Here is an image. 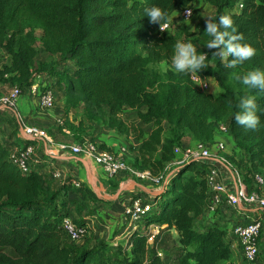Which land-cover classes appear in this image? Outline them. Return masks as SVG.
<instances>
[{
    "label": "trees",
    "instance_id": "1",
    "mask_svg": "<svg viewBox=\"0 0 264 264\" xmlns=\"http://www.w3.org/2000/svg\"><path fill=\"white\" fill-rule=\"evenodd\" d=\"M194 1L0 0V47L9 58L0 66V82L25 90L36 75L52 77L64 94L66 110L77 112L82 107L90 121L106 124L119 134L132 133L142 141L132 166L148 171L161 190L150 201L144 229L132 235V264H166L169 241L175 252L170 264H226L232 259V239L224 226L214 222L197 228L198 220L208 213L210 163L173 164L174 149L184 147L186 138L189 145H210L217 124H225L233 143L226 159L240 171L247 189L254 188L253 174L264 176V92L238 79L264 70V0H205L213 9L208 18L218 22L219 16L231 14L238 33L244 34L243 42L256 50L250 60L229 69L207 48L211 37L205 23L188 40L198 54L208 55L209 67L197 74L213 78L221 93L203 92L192 84L190 75L175 69L160 76L150 70L152 65L171 64L181 36L161 33L144 10L158 6L171 17ZM239 5L242 8L234 10ZM38 42L44 54L41 60ZM246 96L255 97L261 118L254 131L234 119L241 111L240 99ZM125 108L136 112L148 132L120 119ZM86 135L81 141L89 137L98 144ZM11 150L0 137V264H92L95 259L96 264L109 263L104 250L71 245L61 226L62 219L71 216L66 193L35 170L19 171L10 159ZM85 190L98 200L88 185ZM150 224L160 227L152 246L146 232ZM162 232H166L164 239Z\"/></svg>",
    "mask_w": 264,
    "mask_h": 264
},
{
    "label": "crops",
    "instance_id": "2",
    "mask_svg": "<svg viewBox=\"0 0 264 264\" xmlns=\"http://www.w3.org/2000/svg\"><path fill=\"white\" fill-rule=\"evenodd\" d=\"M175 13L171 17H174ZM212 51L214 52V49ZM35 80L40 86H50L54 89L56 92V107L52 110L41 108L38 103V98L30 94L28 90H25L23 97L19 100L18 108L14 110L0 108L1 141L10 150L13 148L21 149L27 145L34 146L35 153L42 159L44 164L42 167H35L34 170L41 173L47 180H50L56 190L66 193V200L71 209L70 218L74 220L73 217L76 215V221H74L79 225L86 224L88 229L92 230L93 238L97 237V223L100 220L104 221L106 225L104 227L106 228L105 233L109 235V237L104 239L105 242L111 246V243L115 241H122L119 244L121 245L123 243L125 247L127 242L122 236L127 228V218L123 214L124 206L136 195H141L146 201L152 200L155 196L148 194L146 190L155 194L159 193V190L155 191L156 189L151 183L143 182L141 184L142 187L131 186L119 193L125 184L131 183L124 175L114 179H107L98 166L68 151L60 150L59 145L62 143L74 145L81 141V138L87 134L93 137L104 148L123 155L127 162L132 165L140 155L139 149L142 141L137 139L132 133L119 134L106 124L90 121L83 116L82 107L77 112L74 110H66L64 107V94L54 78L45 75H36ZM206 80L212 92L208 94L216 95L221 93L219 85L213 78L207 77ZM11 87L12 85L10 83H5L0 86V96L7 93ZM60 114L64 116L65 121V126L62 129L56 127V119ZM119 117L124 123H133L136 126L144 127L145 131L148 132V126L140 122L135 111L125 108ZM22 124L23 126L27 125L46 131L47 138L34 139L26 136L23 133ZM79 135L80 137L77 138ZM183 143L186 146L190 142L184 140ZM227 145L228 149L232 151L233 143L230 138L227 139ZM55 171L62 174L61 179L53 178ZM218 171L221 174L225 187L228 190H233L234 186L230 172L222 165H218ZM91 175L96 178L97 184H102L104 188L103 193L111 196V199L101 198L94 192L89 182ZM69 180L80 181L83 188L75 191L70 185ZM85 185H88L91 191L97 196V201L89 197L88 191L85 190ZM89 207L90 211L87 210ZM250 214H261V212L258 209L239 211L229 208L223 203L213 216L206 214L201 217L197 222V226L200 229L206 228L211 223L216 222L224 226V229L228 232L227 237L230 238V230L232 227L237 221H241L242 215L245 218H251L249 217ZM99 233L101 232L99 231ZM113 233H117V235L111 238L112 236L110 237V235H113ZM171 233L176 237L174 230H171ZM83 243L82 241L79 242L80 247H85L81 246ZM115 244L118 246V243L115 242ZM149 245L152 246L153 244L149 243ZM231 249L233 254V241H231ZM128 252L130 253V251Z\"/></svg>",
    "mask_w": 264,
    "mask_h": 264
},
{
    "label": "built area",
    "instance_id": "3",
    "mask_svg": "<svg viewBox=\"0 0 264 264\" xmlns=\"http://www.w3.org/2000/svg\"><path fill=\"white\" fill-rule=\"evenodd\" d=\"M241 8L242 5H239L234 10H239ZM187 10L191 12L190 17L186 15ZM177 14L179 15L181 22H190L194 17L193 5L184 7L177 12ZM160 32L173 34V21H170L169 27L166 30H160ZM216 58L220 61L218 57ZM8 59V55L0 47V66L6 64ZM190 80L193 85L200 88L203 92H211L206 78H203L196 73L190 76ZM25 90H28L30 94H33L38 98V103L41 108L52 110L56 107L57 101L54 89L50 86H40L35 80V77L31 85ZM25 90L18 86H12L7 93L0 96V108L14 110L18 101L23 97ZM22 127L23 133L30 138H47V134L44 130L27 125L23 126V124ZM56 127L64 128V116L62 114L56 119ZM227 139V126L225 124H217L216 137L212 144L206 145L203 143H196L193 145H186L182 148L176 147L174 153L177 155V159L173 164L180 165L193 160H203L210 163L207 183L211 197L207 206V214L213 216L223 203L229 208L235 210L244 211L245 209H258L264 214V176L253 174L252 182L254 188L248 190L240 171L226 159V155L231 152L228 149ZM59 148L60 150L68 151L95 164L108 178H116L124 175L130 182H135L137 184L140 183V186L143 182H149L155 187V191L159 190L160 192L161 190V187H156L158 180L153 178L148 171L140 172L135 170L123 155L100 149L98 144L92 142L89 137H85L82 141L74 145L62 143L59 145ZM52 154L54 153L52 152ZM10 159L18 170L25 174L34 170L35 167H42L44 165L42 159L35 153V148L32 145H27L21 149L13 148L10 153ZM218 165L224 166L230 172L234 186L233 190H228L225 187L221 174L218 171ZM53 178L61 179L62 174L55 171L53 173ZM70 185L75 189L81 188V182L78 180H71ZM150 201L151 200H144L141 195H136L124 206L123 214L127 218V228L122 236L127 242L125 246L127 251H130L132 248L133 233L139 231V223L144 220L145 216L152 209ZM263 221L264 218L257 217L248 223L238 222L231 229V234L239 243L247 263L257 262L258 255L260 254L258 241L260 231L263 227ZM61 226L71 242L83 240L88 233L87 226L76 224L70 217L63 218ZM147 229L149 230V232H147L148 243H151V241L159 235L160 227L150 224L147 226ZM113 245L117 246L115 243Z\"/></svg>",
    "mask_w": 264,
    "mask_h": 264
},
{
    "label": "clouds",
    "instance_id": "4",
    "mask_svg": "<svg viewBox=\"0 0 264 264\" xmlns=\"http://www.w3.org/2000/svg\"><path fill=\"white\" fill-rule=\"evenodd\" d=\"M144 15L149 18L150 23L158 24L161 31L169 27L172 19L158 6L146 8ZM186 15L190 17L191 12L187 10ZM205 24V32L211 37L207 48L216 50L212 56L218 57L225 68H235L256 54V50L250 44L243 42L244 34L238 33L231 14L225 13L219 16L218 22H214L212 18H206ZM207 58L206 53L198 54L197 48L191 42L177 41L174 45L171 64L177 73L191 76L209 67L206 63ZM238 79L248 88L264 92V70L250 71ZM238 107L241 111L234 117L236 124L245 130H257L261 126V118L257 115L255 97H242Z\"/></svg>",
    "mask_w": 264,
    "mask_h": 264
},
{
    "label": "rangeland",
    "instance_id": "5",
    "mask_svg": "<svg viewBox=\"0 0 264 264\" xmlns=\"http://www.w3.org/2000/svg\"><path fill=\"white\" fill-rule=\"evenodd\" d=\"M193 10H194V17L188 23L181 22L177 12L175 13L174 17H171L172 18L171 20L173 21L174 32H176V34H179L181 36L180 40L183 42H189L188 40L192 39L195 36V34L199 31L200 27L205 23L206 18H208L209 15L212 14V12H213L212 7L205 0H195L194 4H193ZM36 34L39 35L40 31H37ZM37 48H38V59L41 60L44 58V54H43V51L41 49L39 42L37 43ZM210 52H213L212 49H210ZM39 60L37 62H39ZM215 62H216V60L213 59L212 63L214 64ZM168 69H174L172 67V64L168 65V64L162 63V64H157V65H152L150 67V70L153 71L156 76H157V74H158V76H160V74H163ZM160 79H161V77H160ZM2 85H4V82L3 83L0 82V86H2ZM210 91H211V89H210ZM18 103H19V101H18ZM18 103L16 105V108H18ZM189 140H190V138L185 139L186 142H189ZM106 178L107 179H114V178H108L107 176H106ZM99 193H100V196L103 197L102 194H104V193H101V192H99ZM87 210L90 211V207ZM75 217H76V215L73 217L74 220L76 221ZM249 217H251V218H245V216L242 215L241 221H237V223L238 222L248 223L252 219L257 218V217L264 218V214L263 213L255 214V215L250 214ZM75 223H77V222H75ZM97 224H98V225H96V230H97L96 236L97 237L93 238L92 230L88 229L87 235L85 236V238L83 240H81L82 242H84L81 246H85L86 248L96 247L99 249L98 251L104 250L103 254H104V256H106L107 260L109 261V263H107V264H132L131 255L125 249L124 244L123 243L121 245L119 244V242H122V241H115L116 243H118V246L113 245L115 242L111 243V246L108 245L104 240L105 238L109 237V235L107 233H105L106 228H104V227L106 225H105L104 221L100 220ZM100 224H102V225H100ZM145 224L146 223H145V218H144V220L139 223V231L144 229ZM82 226H86V224L85 225L82 224ZM197 228L200 229V227H198V226H197ZM99 231L101 233H99ZM231 231L232 230H230V232ZM146 232H149V230L147 229ZM115 235H117V233H113V235H110V237L112 236L111 238H113V236H115ZM165 237H166V232H162L161 238L164 239ZM173 237L175 238L174 235H173ZM230 238L232 239L233 246H234L233 259H232V261H229L226 264H264V221H263V228L261 230L259 241H258L260 255H259L257 262L247 263L243 259L242 251H241L240 247L238 246L236 239L232 236V234H230ZM79 242L80 241L72 242L71 245L80 247ZM151 243L153 244V241H151ZM167 245H168V247L166 246V252L165 253H167V255H169V256L164 254V258H165L164 262L166 264H170L171 259L174 258L175 252H173L174 250H173V248H171L172 245H171L170 241L168 242ZM162 253H164V252H162ZM93 261H94V263L92 262V264L97 263L96 259Z\"/></svg>",
    "mask_w": 264,
    "mask_h": 264
},
{
    "label": "water",
    "instance_id": "6",
    "mask_svg": "<svg viewBox=\"0 0 264 264\" xmlns=\"http://www.w3.org/2000/svg\"><path fill=\"white\" fill-rule=\"evenodd\" d=\"M89 182H90V185H91V187L93 188V190H94V192L99 196V197H101L100 196V193L99 192H101V193H103V191H104V188H103V186H102V184H97L96 183V178L94 177V176H90V178H89ZM131 186H138V187H141L139 184H137V183H135V182H131L130 184H125L122 188H121V190L119 191V193H121L124 189H126V188H129V187H131ZM147 191V193L148 194H150V195H154V196H157L159 193H152L151 191H149V190H146ZM119 193H117V195H119ZM103 195V197H101V198H105V199H111L112 197L111 196H109V195H107V194H102Z\"/></svg>",
    "mask_w": 264,
    "mask_h": 264
}]
</instances>
